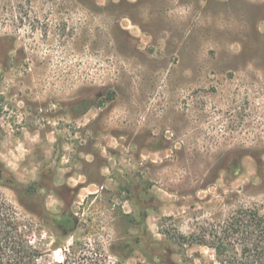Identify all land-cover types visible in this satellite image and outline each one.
Masks as SVG:
<instances>
[{
	"label": "rangeland",
	"instance_id": "obj_1",
	"mask_svg": "<svg viewBox=\"0 0 264 264\" xmlns=\"http://www.w3.org/2000/svg\"><path fill=\"white\" fill-rule=\"evenodd\" d=\"M1 167L42 259L72 241L64 210L112 262L240 258L228 221L264 209V0H0Z\"/></svg>",
	"mask_w": 264,
	"mask_h": 264
},
{
	"label": "trees",
	"instance_id": "obj_2",
	"mask_svg": "<svg viewBox=\"0 0 264 264\" xmlns=\"http://www.w3.org/2000/svg\"><path fill=\"white\" fill-rule=\"evenodd\" d=\"M2 171L1 167L0 174ZM54 221L64 228L63 232L72 241L69 245H56L61 253L59 259H42L41 248L32 242L31 227L11 204L0 198V264H127L121 253L114 254L116 261H110L108 254L96 240L88 242L82 234L76 232L75 217L61 215ZM227 225V236L234 239L232 245L234 248L239 245L241 251L240 258L233 257L227 263L264 264V209H239ZM213 248L218 256L225 251L223 242L214 244Z\"/></svg>",
	"mask_w": 264,
	"mask_h": 264
},
{
	"label": "flooded vegetation",
	"instance_id": "obj_3",
	"mask_svg": "<svg viewBox=\"0 0 264 264\" xmlns=\"http://www.w3.org/2000/svg\"><path fill=\"white\" fill-rule=\"evenodd\" d=\"M61 215H62V216H66V215H67V216L75 217L72 213L66 212L65 210L62 211L61 214H60L59 216H61ZM59 216H58V217H59ZM75 218H76V217H75ZM58 227H59L60 229H62V231L64 230V228H62L61 226L58 225Z\"/></svg>",
	"mask_w": 264,
	"mask_h": 264
}]
</instances>
